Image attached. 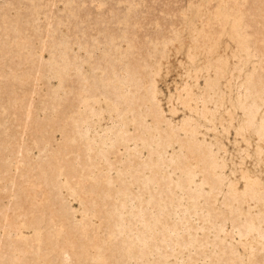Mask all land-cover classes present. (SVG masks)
Instances as JSON below:
<instances>
[{"label": "bare ground", "instance_id": "1", "mask_svg": "<svg viewBox=\"0 0 264 264\" xmlns=\"http://www.w3.org/2000/svg\"><path fill=\"white\" fill-rule=\"evenodd\" d=\"M0 264H264V0H0Z\"/></svg>", "mask_w": 264, "mask_h": 264}]
</instances>
